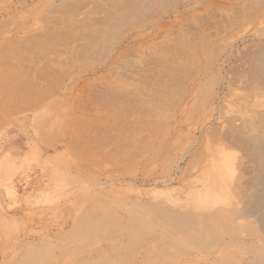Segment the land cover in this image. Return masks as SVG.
Segmentation results:
<instances>
[{
  "label": "bare ground",
  "instance_id": "1",
  "mask_svg": "<svg viewBox=\"0 0 264 264\" xmlns=\"http://www.w3.org/2000/svg\"><path fill=\"white\" fill-rule=\"evenodd\" d=\"M75 4L67 1L63 9ZM105 5L106 14L86 33L88 43L79 52L110 59V67L99 68L105 72L135 33L175 32L171 74L162 71L155 83L153 127L136 142L118 138L117 146L126 147L111 155L134 159V167L153 161L152 173H144L152 167L143 166L142 176L134 178L155 191L121 197L123 204L108 197L110 209L96 204L83 209L63 242L107 238L110 248L93 252L100 259L79 256L78 264H114L112 253L135 248L161 264H264V0H107ZM106 29L107 38L99 39ZM122 209L127 214H120ZM45 239L31 244L22 259L53 257L51 247L43 248L51 242Z\"/></svg>",
  "mask_w": 264,
  "mask_h": 264
},
{
  "label": "rangeland",
  "instance_id": "2",
  "mask_svg": "<svg viewBox=\"0 0 264 264\" xmlns=\"http://www.w3.org/2000/svg\"><path fill=\"white\" fill-rule=\"evenodd\" d=\"M67 1L76 3L75 8L64 10ZM106 3L0 0V264H78L79 256L95 262L100 257L93 252L111 246L106 237L63 242L76 214L95 204L113 208L108 197L123 204L121 197L136 199L142 190L155 191L154 185L134 178L151 167L144 173H152L153 161L149 168L142 164L143 169L140 163L134 167V159L112 156L126 147L117 146L118 138L136 142L143 130L153 127L157 78L162 71L171 74L175 32H144L149 37L135 33L112 69L100 70L110 59L79 57V52L88 43L86 33L106 14ZM109 32L98 38L105 40ZM124 62L130 65L123 68ZM14 69L17 73L8 77ZM45 237L51 242L43 248L51 247L53 257L24 261L31 244ZM138 250L109 253L126 263L131 258L129 264H161L156 257L147 261ZM91 254L96 258L89 259ZM116 260L114 264L124 263Z\"/></svg>",
  "mask_w": 264,
  "mask_h": 264
}]
</instances>
